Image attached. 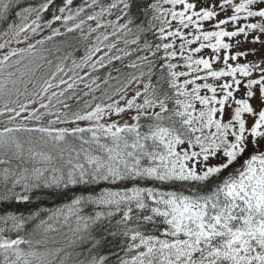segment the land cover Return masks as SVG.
<instances>
[{
  "label": "snow or ice",
  "instance_id": "1",
  "mask_svg": "<svg viewBox=\"0 0 264 264\" xmlns=\"http://www.w3.org/2000/svg\"><path fill=\"white\" fill-rule=\"evenodd\" d=\"M0 118V264H264V0H0Z\"/></svg>",
  "mask_w": 264,
  "mask_h": 264
},
{
  "label": "trees",
  "instance_id": "2",
  "mask_svg": "<svg viewBox=\"0 0 264 264\" xmlns=\"http://www.w3.org/2000/svg\"><path fill=\"white\" fill-rule=\"evenodd\" d=\"M207 27V25H206ZM46 34V33H45ZM37 39L40 37H36ZM61 40H66V41H72V37L68 36V37H58L56 38V40L54 42H49V47H52L54 44H59L61 42ZM179 43V41H177V44ZM17 45L13 44L12 47H16ZM19 46H24V45H19ZM193 47H195V45H193ZM83 55V50L81 49V51L79 53H77V56ZM119 66V65H118ZM3 119V118H0ZM44 203L40 205V207L42 208H55L65 202H67V197H58V196H44L42 197Z\"/></svg>",
  "mask_w": 264,
  "mask_h": 264
},
{
  "label": "rangeland",
  "instance_id": "3",
  "mask_svg": "<svg viewBox=\"0 0 264 264\" xmlns=\"http://www.w3.org/2000/svg\"><path fill=\"white\" fill-rule=\"evenodd\" d=\"M246 47H250L249 45H246ZM250 59H251V57H250Z\"/></svg>",
  "mask_w": 264,
  "mask_h": 264
}]
</instances>
